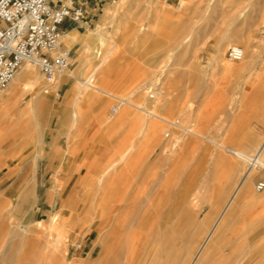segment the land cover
Returning <instances> with one entry per match:
<instances>
[{
    "label": "rangeland",
    "instance_id": "1",
    "mask_svg": "<svg viewBox=\"0 0 264 264\" xmlns=\"http://www.w3.org/2000/svg\"><path fill=\"white\" fill-rule=\"evenodd\" d=\"M71 1L87 10L84 26L62 24L75 31L69 48L62 41L74 77L49 80L33 63L49 83V102L37 116H0V264H136L140 255L154 256L151 264H186L244 162L235 169L232 159L215 157L210 141L172 148L178 131L145 113V93H161L148 104L158 113L179 122L189 108V122L205 135L226 136L249 155L264 136V0H251L257 19L241 32L226 28L225 0ZM235 44L252 69L227 58ZM88 74L143 108L84 87ZM29 98L21 94L23 104ZM262 174L264 168L252 177L248 198L215 241L212 264H264V199L254 201L264 197L255 190ZM26 176L31 185L23 188ZM191 196L201 197L195 208L182 202ZM18 226L32 237L17 234Z\"/></svg>",
    "mask_w": 264,
    "mask_h": 264
},
{
    "label": "bare ground",
    "instance_id": "2",
    "mask_svg": "<svg viewBox=\"0 0 264 264\" xmlns=\"http://www.w3.org/2000/svg\"><path fill=\"white\" fill-rule=\"evenodd\" d=\"M224 2H226V4H227V7H226V12L228 13L227 19H226V28L227 29L232 28L235 31H240L241 32L242 31L241 30V27H242L243 24L248 25L249 23H254L256 21L257 18L255 16V14H251L250 13V10H251V7H252L250 5L253 4L251 2V0H225ZM74 34H75V31L74 30H70V31H67V32L63 33V35L61 36V41H64L65 42L66 47H68V48L70 47L71 40L73 39ZM220 39H218V40H220ZM173 42H175V41H173ZM242 49H243V56L239 59V60L243 61L242 64H240L241 65V68L244 69V70L245 69H252L253 68V62L250 61V60H248L245 57V49L243 47H242ZM219 52H220V50H217V54ZM218 56H219V54H218ZM239 60H232V61H239ZM31 63H32V65H31ZM33 63L34 62H32V61H24L18 67V69L16 70V72L14 73V75L12 76V78L10 79L9 87H8V89L6 91V94L4 95L5 96V103H4L5 106H3V105L1 106V108H0V116H2L1 115L2 112L6 113V114L7 113H11V114H14V116L16 115L18 117L19 116L27 115V113H32L33 116H37L38 114H40L41 110L44 109L45 105L49 102V95L45 92L48 89V87H49V83H47L46 80L42 79L41 76H40V74L35 71V68L33 67V65L36 64V63H34V64ZM37 67H38V65H37ZM38 70L40 71L39 67H38ZM66 71H67V69L63 70L59 74H66L67 77H74V76L70 75ZM92 80H93L92 74H88L84 80H81L80 81V83H82L84 85V87L94 88L96 90V92L98 90V91H100V93L102 92V93H105L107 95H112V96L115 97V99L117 98V100L120 101V102H125V103H128V104L133 105V106L138 107V108H143L140 105L135 104L134 102L128 100V98L126 99L124 97H119L117 95H113L109 90H107V89H105L103 87H100L99 85L93 84L91 82ZM57 82H59V81H57ZM25 91L30 93V98L28 99L27 104H23L22 103V100H21V94L23 92H25ZM81 94H83V92ZM84 94H87V93H84ZM89 95H91L90 92H89ZM161 97H162L161 96V93L159 92L158 89L151 88V89L147 90V92L145 93V109L144 110H145V113H147L148 115H150L152 117H155V119L158 118L159 120L166 122L167 127H169V128H172L173 127V128L176 129V131H178L177 134L174 136L175 142H174V144L172 143L173 144L172 148H174L175 146H179V149L180 150H183V149H185L187 147L189 148V147H191L193 145L194 146L195 145H198L200 147H205L207 145L206 144V141H210L215 146L212 149L213 150V155L214 154L216 155L215 157H219L223 161L225 159L226 160L228 159V161H230V163H231V159H232L233 161H232L231 165H230V163H229V165L230 166L233 165L235 169L239 165L238 162H244V169H243V171H241V173H238L235 176L232 175V177H230V175L228 176V179L230 177V178L233 179V181H235L234 182V185H233V187L231 189V191L229 192V197L226 200H224L223 202H221L222 204H221V206L219 208V214H218L219 216H217L218 218L215 219V222L213 223L212 226H208V229H207V231H206V233H205L202 241L199 243V240H198L197 246L194 247L195 248L194 251L190 255L189 260L186 262V264H199L201 262H204L207 259L208 252L210 251L211 247L215 244V241L221 235L222 231L225 229V225H226L228 219H231V214L233 213V211L237 207L239 208V205L242 204L243 201H245L248 198V196H249L248 195V191H249L248 190L249 189L248 185H249V182L251 181L252 177L259 170H262L264 168V136L262 137V139L260 141H258V144L255 146V148L253 149V151L249 155H246L243 152V151H245V149L240 148V147H236L234 145L229 144L227 142L228 140H226V136L223 137L222 140H214L210 136L205 135L200 130V128L197 127V125L195 123H190L189 120H188V118L191 116V115L188 116V113L190 112V111H188L189 108H187L185 110L186 107H184L183 108L185 110L184 112L182 111V109H180V111H182L183 114H182V117L179 115L180 118H181V120L179 122L174 117H172L171 115H170V118L172 117V119L174 118L175 120H172L169 117H167V116H165L163 114L158 113L155 110V108H154L155 107L154 104H156L157 101L160 102ZM150 98H152V99H150ZM262 99H264V98H262ZM149 100L150 101H153V102H156V103L153 104L154 106H149L148 105V104H150V101ZM242 103H243V101H242ZM164 109H165V107H164ZM167 109H169V108H167ZM168 112H170V111H168ZM163 113H165V111H163ZM259 122H260V125L261 126H264V114L261 117V119L259 120ZM150 123H152V122H150ZM154 123L156 124L157 122H154ZM222 126L223 125H221V127ZM149 128H151V130H152L153 127H150L149 126ZM161 128H163V127L161 126ZM220 128H219V130H220ZM228 129L229 130L227 132H226V130L224 131L223 129H222V131L226 132L225 135L227 134V136L229 137V136H232V131L233 130H230L229 127H228ZM148 130H150V129H148ZM164 130H166V129H164ZM218 133L221 134L220 132H218ZM173 135H174V133H173ZM152 137H155V136H152ZM146 141L148 142L147 139H146ZM151 143H154V140H153V142L151 140ZM173 150L174 149H172V151ZM210 155H212V154H210ZM111 160H112V158H111ZM104 162H103V164H105ZM118 162L119 161H116L115 164L116 163L118 164ZM106 163H107V161H106ZM111 165H113V164H111ZM104 166L105 165H103V167ZM108 169L111 170L112 168L111 169L108 168ZM230 169H231V167H230ZM232 172H234V171H232ZM150 174L152 175L153 173H150ZM102 175L103 174H101V176ZM104 175H105V173H104ZM153 175H155V174H153ZM154 177H156V175ZM148 178H149V176H148ZM223 180H224V178H223ZM221 182H220V185H221ZM24 185H23V188H24ZM262 190H264V188ZM109 192H111V190ZM199 193L200 192H198V194ZM201 193H203V196L202 195L201 196L204 198V192L202 191ZM184 196H185V194H184ZM198 197H199V195H198ZM207 197H205V198L208 199L209 197L208 198ZM106 198H108V197H106ZM200 199H201V197L199 199H197V196H194V197L191 196L188 199H187V197L186 198L184 197V199H183L182 202H185V204L188 203L189 205L191 204L190 206L195 208L197 205H199ZM206 201H208V200H206ZM101 202H103V201H101ZM58 215H59V213H57V214L54 215V220L57 219ZM54 224H55V222L52 221V225L51 226H53ZM14 231L17 234L20 231L21 236H26L27 235V237H32L31 235H33L32 232L28 231V229L25 228V227H23V226H18V228H15ZM29 239H31V238H29ZM191 242L188 244L189 247L191 245ZM12 247H13V244H12ZM10 249H12V248H10ZM52 249H54V247ZM53 254H54V257H56L55 252ZM51 256L49 255V257H51ZM151 256H147L146 255L144 257L143 255H140L135 262H136V264H151L152 261L153 262L155 261V259H153L154 256H152V257ZM61 257H62V255H61ZM56 259H58V258H56ZM53 260H54V258H53ZM174 262H175L174 264H177L178 263L177 261H174ZM58 264H60V263H58ZM170 264H172V263H170Z\"/></svg>",
    "mask_w": 264,
    "mask_h": 264
},
{
    "label": "built area",
    "instance_id": "3",
    "mask_svg": "<svg viewBox=\"0 0 264 264\" xmlns=\"http://www.w3.org/2000/svg\"><path fill=\"white\" fill-rule=\"evenodd\" d=\"M0 0V89L5 86L24 61L36 63L45 78L53 80L71 64V50L64 47L61 36L65 21L84 26L87 10L70 0ZM89 24L88 21H86ZM230 60H239L243 49L230 45ZM264 181L255 183L261 191Z\"/></svg>",
    "mask_w": 264,
    "mask_h": 264
},
{
    "label": "crops",
    "instance_id": "4",
    "mask_svg": "<svg viewBox=\"0 0 264 264\" xmlns=\"http://www.w3.org/2000/svg\"><path fill=\"white\" fill-rule=\"evenodd\" d=\"M70 0H66L65 2L67 3V2H69ZM70 30H74V28H72V29H70ZM70 30H68V31H70ZM67 32V31H66ZM65 33V32H64ZM263 176H264V174H262ZM30 179H29V177L28 176H26L23 180H22V183H21V186H23L26 182L28 183V186L29 185H31V181H29ZM24 183V184H23ZM25 186V185H24ZM261 199H264V197H260V198H257V199H255L254 201H259V200H261ZM253 201V202H254ZM222 233H223V231H222ZM221 233V235L220 236H222L223 234ZM219 236V237H220ZM218 237V238H219ZM216 244H214L212 247H211V249H210V251L208 252V257H207V259L204 261V262H201V263H199V264H212V260L210 259V254H211V252H212V250H213V248H214V246H215Z\"/></svg>",
    "mask_w": 264,
    "mask_h": 264
}]
</instances>
